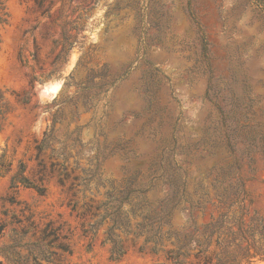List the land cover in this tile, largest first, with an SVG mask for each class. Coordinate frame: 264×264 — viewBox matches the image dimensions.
<instances>
[{
    "label": "rangeland",
    "instance_id": "rangeland-1",
    "mask_svg": "<svg viewBox=\"0 0 264 264\" xmlns=\"http://www.w3.org/2000/svg\"><path fill=\"white\" fill-rule=\"evenodd\" d=\"M0 92V246L193 264L220 200L264 220V0H0Z\"/></svg>",
    "mask_w": 264,
    "mask_h": 264
},
{
    "label": "trees",
    "instance_id": "trees-1",
    "mask_svg": "<svg viewBox=\"0 0 264 264\" xmlns=\"http://www.w3.org/2000/svg\"><path fill=\"white\" fill-rule=\"evenodd\" d=\"M3 103V95L0 92V114L3 113ZM13 182L33 187L39 192L42 191L22 174L13 176ZM220 201L227 204L226 211L221 212L217 217L210 216V220L197 229L198 233L195 236L189 237V234H184L187 239L181 247L187 249L191 242L195 243L198 251L196 253L197 260L193 264H241L243 261L250 264L251 258L262 253L255 244L258 241L255 236L257 234L264 235V220L261 217L256 218L254 215H249V206L244 199L239 202L237 200ZM234 206L238 209L237 212L233 209L229 215L228 212ZM246 217H249V221ZM113 228L121 229L123 225L115 222ZM25 233L26 231L16 234V238H13L10 244L0 246V256L3 258L0 260V264H5V261L9 264H26L24 262L28 261L30 257L32 259L31 264H41L39 259L51 262V256L55 252L49 251L45 247H51L52 241L57 240L56 233L46 225L40 229V236L34 242L22 241ZM160 236L161 233L158 228L145 239V242L154 241L156 243V239ZM47 239L46 243H42ZM111 242L113 244V258H118L124 253V248L116 240H111ZM20 247L27 248L28 253L21 254L18 250ZM57 247L62 252L70 253L66 243H60ZM151 250L155 251V248L151 247ZM177 262L178 260L175 261V263Z\"/></svg>",
    "mask_w": 264,
    "mask_h": 264
},
{
    "label": "bare ground",
    "instance_id": "bare-ground-1",
    "mask_svg": "<svg viewBox=\"0 0 264 264\" xmlns=\"http://www.w3.org/2000/svg\"><path fill=\"white\" fill-rule=\"evenodd\" d=\"M57 87H52L53 90H55ZM47 90V89H46Z\"/></svg>",
    "mask_w": 264,
    "mask_h": 264
}]
</instances>
